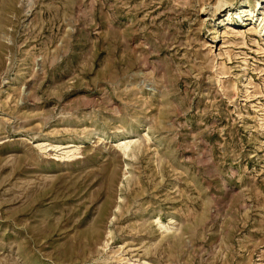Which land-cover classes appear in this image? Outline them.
Here are the masks:
<instances>
[{"label": "rangeland", "instance_id": "obj_1", "mask_svg": "<svg viewBox=\"0 0 264 264\" xmlns=\"http://www.w3.org/2000/svg\"><path fill=\"white\" fill-rule=\"evenodd\" d=\"M0 264H264V0H0Z\"/></svg>", "mask_w": 264, "mask_h": 264}, {"label": "bare ground", "instance_id": "obj_2", "mask_svg": "<svg viewBox=\"0 0 264 264\" xmlns=\"http://www.w3.org/2000/svg\"><path fill=\"white\" fill-rule=\"evenodd\" d=\"M122 145H124V143H122V144L120 143V144L117 145V146L121 148ZM124 148H125V147H124ZM125 149H126V148H125Z\"/></svg>", "mask_w": 264, "mask_h": 264}]
</instances>
